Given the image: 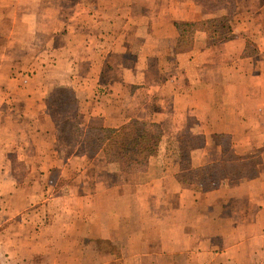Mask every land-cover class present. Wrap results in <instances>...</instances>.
Listing matches in <instances>:
<instances>
[{"label": "rangeland", "instance_id": "obj_1", "mask_svg": "<svg viewBox=\"0 0 264 264\" xmlns=\"http://www.w3.org/2000/svg\"><path fill=\"white\" fill-rule=\"evenodd\" d=\"M107 1L110 0H0V264H115L113 253L117 250L98 236L109 234L114 227L125 230L130 219L134 223L137 217L113 214L112 207L117 201L112 193L118 192L120 184L122 191L124 187L130 191L124 179L143 177L145 168L134 166L121 170L117 164H108L101 155L99 139L82 137L76 146L65 145L58 139L47 109L54 88L65 86L74 91L77 104L72 115L85 130L104 127L102 123L120 124L132 114L158 118L157 113H163L167 120L160 127L166 136L157 143L159 162L174 159L185 164L191 159L188 150L202 144L203 139L191 135L193 130L208 129L209 119L215 118L212 113L215 108L210 110L209 100L218 104L215 107L219 117L229 116L235 109L225 105L233 89L231 92L221 85L210 89L204 84L199 89L190 84L179 87L178 82L176 87L167 86L164 83L167 77L179 78L174 70L177 66L174 55L153 57L155 64L164 63L165 68L159 78L163 83L155 86L158 89H137L144 86L142 80H149V75L142 72L138 74L141 82L137 88L119 90L121 74L103 72L106 62L122 60L112 49L105 50L117 38L110 40L100 35L115 31L130 33L134 28L125 22L118 23L116 28L102 23V18L111 19L115 15L122 19L125 15L129 17L128 10L118 14L113 10L107 12L109 9L102 5H108ZM201 5L213 15L219 10ZM140 11L135 15L139 16ZM220 13L221 10L215 14H218L216 18L221 17ZM229 17L232 19V14ZM207 19L203 17L195 29L209 35ZM147 27L136 26L139 39L131 42L137 45V60L142 70L148 68L150 60L146 55L149 42L141 39ZM239 28H234V32H242ZM254 32L255 29L252 35ZM212 34L215 38L229 35L221 28ZM185 44L187 48L192 44L191 33ZM249 48L252 50L253 46ZM128 59L124 61L127 65ZM128 75L122 74V79L127 80ZM188 76L194 77L193 68ZM179 93L187 94L185 103L194 98L201 102L199 116L206 117L203 126L190 114L191 110L188 113V105L185 111L177 101L173 105ZM261 107L251 103L243 106L249 113H256ZM262 139L253 135L248 140L257 145L263 143ZM237 140L242 144V138ZM181 145H185L186 151L180 154ZM110 178L121 179L116 181V189ZM119 205L123 209L129 201L121 200Z\"/></svg>", "mask_w": 264, "mask_h": 264}, {"label": "crops", "instance_id": "obj_2", "mask_svg": "<svg viewBox=\"0 0 264 264\" xmlns=\"http://www.w3.org/2000/svg\"><path fill=\"white\" fill-rule=\"evenodd\" d=\"M198 1L110 0L108 5L102 3L103 8L109 9L107 12L113 10L118 14L128 10L126 14L129 13V17L125 15L124 19L116 15L111 19L102 18V23L115 25L116 28L118 23L125 22L126 26L134 28L130 33L115 31L110 33L111 36L109 32L100 35L110 40L117 38L105 50L111 52L112 49L113 54L122 60L117 59L111 64L106 62L103 72L108 70L121 74L119 90L140 84L138 74L142 72L149 75V80H142L144 86L136 88L158 89L155 86L163 83L159 78L165 68L164 63L155 64L153 57L169 58L174 55L177 62L174 70L179 78L167 77L164 80L167 86L176 87L178 82L179 87L190 84L199 89L204 84L212 89L221 85L230 91L233 89L225 105L235 106L229 116L219 117L218 107H215L218 104L209 100L210 110L215 108L212 112L215 118L209 119L208 129L201 127L193 130L191 135L203 138L202 144L188 150L191 159L185 164L174 159L159 162L157 144L155 155L147 165L129 166L145 168V176L124 179L123 183L130 191L125 187L122 191L123 184L117 187L118 192L109 190L117 201V205L112 207L115 209L113 214H119V217L123 214L131 218L137 216L134 223L130 219L125 230L114 227L109 234L98 236L117 250L113 253L115 264H264V139L262 144L259 142L257 145L248 140L253 135L264 137V0H234L232 19L227 8H221L213 15L205 12ZM138 10L141 14L136 16ZM220 10L219 15H226L233 26L231 33L227 34L229 39L220 45L209 44L205 31L194 29L189 48H179L176 22L197 25L203 17H218L215 14ZM138 25L148 26L141 36L142 40L149 42L146 55L150 56V60L144 70L137 60V45L131 43L139 39ZM234 28L243 33H235ZM245 30L249 33H244ZM124 41L129 44L125 45ZM125 57L129 58L130 64L124 62L127 61ZM192 68L194 77H187ZM125 73H129L127 80L122 79ZM102 80L104 83L107 81ZM186 99L187 94L179 93L173 105L177 101L184 111L188 105V113L191 110L190 114L203 126L202 121L206 117L199 116L201 102L194 98L185 103ZM249 103L262 107L256 113H249L243 108ZM157 114L158 118L155 115L142 118L138 113L132 114L120 124L108 126L102 123L101 126L118 127L133 118L161 125L167 117L163 113ZM252 121L257 124H251ZM161 129L159 140L166 136ZM237 137L243 139L242 144ZM246 137L249 138L244 142ZM184 151L185 145L179 146L178 152L181 154ZM210 153H214L215 157L209 158ZM251 153L254 155L251 156ZM110 180L114 181V189L116 181H121L120 178ZM121 200H128L129 205H124L122 209L119 205ZM135 203L136 206L133 205Z\"/></svg>", "mask_w": 264, "mask_h": 264}, {"label": "trees", "instance_id": "obj_3", "mask_svg": "<svg viewBox=\"0 0 264 264\" xmlns=\"http://www.w3.org/2000/svg\"><path fill=\"white\" fill-rule=\"evenodd\" d=\"M201 3L207 5L209 10L227 8L229 14L235 11L233 0H201ZM206 23L209 26L207 31L211 32L208 35L209 44L230 38L228 36L221 38L223 34L215 38L212 34L220 28L231 33L226 15L208 19ZM175 26L179 32V48L185 49L187 48L185 42L190 33L192 39L195 23L176 22ZM182 41H185L183 45ZM76 104L74 91L65 86L54 88L47 103L48 114L56 128L57 137L65 145L76 146L82 137L99 139L103 158L108 163L117 164L121 170L127 169L130 165H147L155 155L157 142L162 134L159 123L133 118L118 127H90L85 130L76 121V116L72 115Z\"/></svg>", "mask_w": 264, "mask_h": 264}]
</instances>
